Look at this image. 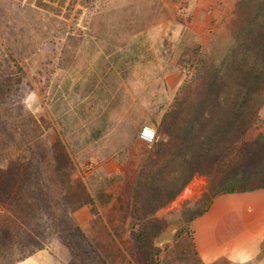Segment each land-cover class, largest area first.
Returning <instances> with one entry per match:
<instances>
[{"label": "rangeland", "instance_id": "obj_1", "mask_svg": "<svg viewBox=\"0 0 264 264\" xmlns=\"http://www.w3.org/2000/svg\"><path fill=\"white\" fill-rule=\"evenodd\" d=\"M122 28L152 31H145L150 40H144L137 66L142 80L138 75L121 83L120 92L123 108L131 107L136 93L143 115L123 111L116 141H133L134 134L141 140L143 119V127L154 128L159 143H166L162 120L195 76L217 73L253 84L258 102L264 99V71L258 67L264 0H0V240L7 244L0 264H21L39 252L63 264H200L187 225L209 203L207 185L193 179L155 213L136 211L144 206L138 201V191H145L141 175L156 144L143 142L133 150L137 154L119 155L120 176L107 177L109 154L126 148L106 146L111 137L98 130L104 121L100 107L75 108L82 93L73 82L90 65L95 68L91 62L104 65L114 49L105 39L115 36L101 32ZM159 29L183 31L181 44L162 45ZM226 44L235 52L219 48ZM263 131L264 100L247 138ZM168 197L161 194L153 206ZM83 208H90L92 218L81 223L76 214Z\"/></svg>", "mask_w": 264, "mask_h": 264}, {"label": "trees", "instance_id": "obj_2", "mask_svg": "<svg viewBox=\"0 0 264 264\" xmlns=\"http://www.w3.org/2000/svg\"><path fill=\"white\" fill-rule=\"evenodd\" d=\"M248 22L249 28L252 23ZM254 40L249 36L248 41ZM196 46L195 50L199 51L201 45ZM219 48L235 52L233 44ZM261 50L258 67L264 71V44ZM204 62L205 59L200 58L196 68L202 65L201 70ZM207 76L199 79L195 76L189 83H184L162 120V132L168 140L155 145L156 150L145 162V175L142 174L140 179L145 191H138V201L144 206L136 211L142 210L146 216L175 199L196 176L207 177L209 199L218 194L264 188V131L252 140L247 138L264 99L258 102L253 84H237L217 73L208 76L211 80ZM165 153H169V158L161 161L160 157ZM155 166H160L157 172ZM167 192L168 199L154 207L159 196ZM189 237L193 254L202 264L195 250L193 233L190 232ZM68 245L72 247L71 243ZM6 248V240H0V249Z\"/></svg>", "mask_w": 264, "mask_h": 264}, {"label": "crops", "instance_id": "obj_3", "mask_svg": "<svg viewBox=\"0 0 264 264\" xmlns=\"http://www.w3.org/2000/svg\"><path fill=\"white\" fill-rule=\"evenodd\" d=\"M103 31L101 34L115 36L105 39L106 45H111L114 49L108 55L109 58L102 62L104 65L97 64L101 63L97 60L91 62L96 64L95 68L90 65L89 67L92 68L84 71L78 79V84L73 82V89L77 87L79 94L82 93L79 95L78 105H75V108L77 106L81 111H84L88 110L91 104H95L97 108L102 109V111H97L101 117L104 115V121L102 119V126L98 130L104 132L103 137H111L106 146L111 149L116 147L127 149L120 150L118 153L116 150L111 151L110 157L106 159L105 165H107L104 166L107 170L104 169V173L107 177L115 178L119 177L121 173L118 165L119 155L137 154L133 151L137 145L143 147V141L136 139V134H134L133 141L116 140L123 131L125 119L119 118L123 111L124 114L139 113V115H143L142 103L139 104V111L137 109V94L131 93L133 101L131 109L128 107H126L127 109L124 107V109L120 106L124 100L120 92L123 87L121 83L137 80L138 75L142 80L143 75L142 73L138 74L137 66L138 62L142 66L141 52L144 40H150L149 37H145V31L150 33L152 29L122 28ZM159 34V42L161 41L162 45L166 40L168 43L177 41L178 44H181L184 35L183 31L171 32L167 30L164 32L163 29H159ZM138 44L140 46L139 58L137 55ZM129 49L132 53L135 52L130 57L126 53ZM128 65L135 66V69H131L129 72ZM108 98H110L109 102ZM125 100L127 101L128 98ZM73 103H76V98ZM138 122L141 125L140 128H143V119ZM130 148L134 149L130 150ZM194 180L205 184V186L208 183L207 177L204 176H196ZM102 202L101 206L105 207V200ZM99 206L96 205V207ZM78 212L76 217L79 222L84 223L91 220L90 208H83ZM190 227L193 232L195 250L202 264H264V188L249 192L218 194L211 197L205 210L193 219ZM46 255L50 256L47 252H39L21 264H51V260L52 264H63L60 258L50 259Z\"/></svg>", "mask_w": 264, "mask_h": 264}, {"label": "built area", "instance_id": "obj_4", "mask_svg": "<svg viewBox=\"0 0 264 264\" xmlns=\"http://www.w3.org/2000/svg\"><path fill=\"white\" fill-rule=\"evenodd\" d=\"M145 131H148L151 133V136L150 137H146L144 135ZM140 139L148 144V145H155L159 142V137L157 135V132L154 128L152 127H149V126H146V127H143L141 132H140V135H139Z\"/></svg>", "mask_w": 264, "mask_h": 264}, {"label": "snow or ice", "instance_id": "obj_5", "mask_svg": "<svg viewBox=\"0 0 264 264\" xmlns=\"http://www.w3.org/2000/svg\"><path fill=\"white\" fill-rule=\"evenodd\" d=\"M144 135H145L146 137H150V136H151V133L148 132V131H145Z\"/></svg>", "mask_w": 264, "mask_h": 264}]
</instances>
